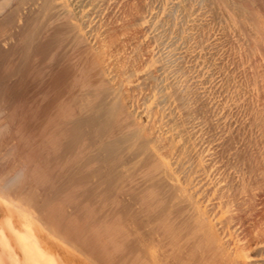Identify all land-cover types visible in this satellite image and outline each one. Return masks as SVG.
I'll list each match as a JSON object with an SVG mask.
<instances>
[{"label":"bare ground","instance_id":"obj_1","mask_svg":"<svg viewBox=\"0 0 264 264\" xmlns=\"http://www.w3.org/2000/svg\"><path fill=\"white\" fill-rule=\"evenodd\" d=\"M0 264H264V0H0Z\"/></svg>","mask_w":264,"mask_h":264}]
</instances>
